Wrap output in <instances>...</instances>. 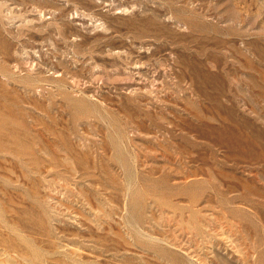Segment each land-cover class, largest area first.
<instances>
[{"label":"rangeland","instance_id":"obj_1","mask_svg":"<svg viewBox=\"0 0 264 264\" xmlns=\"http://www.w3.org/2000/svg\"><path fill=\"white\" fill-rule=\"evenodd\" d=\"M0 264H264V0H0Z\"/></svg>","mask_w":264,"mask_h":264}]
</instances>
